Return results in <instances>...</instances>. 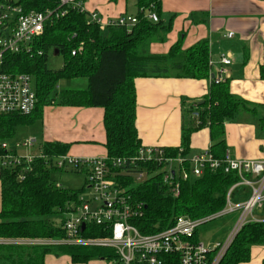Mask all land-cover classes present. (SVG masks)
Returning a JSON list of instances; mask_svg holds the SVG:
<instances>
[{
	"label": "trees",
	"instance_id": "trees-1",
	"mask_svg": "<svg viewBox=\"0 0 264 264\" xmlns=\"http://www.w3.org/2000/svg\"><path fill=\"white\" fill-rule=\"evenodd\" d=\"M21 3L26 12L56 10L60 6V0H21ZM136 6L135 25L107 28L93 21L87 8L66 6L63 16L46 22L30 52H6L1 69L8 73L34 75L37 78V101L30 114H0V138L14 136L20 125H32L41 120L47 106L100 107L104 109L106 155L111 158L136 156L143 145L136 125L135 79L171 76L203 79L211 75L207 39L187 49L178 42L167 53L149 52L148 41L153 36L161 37L169 28L161 17V0H136ZM151 6L159 16L157 22L145 17L146 9ZM56 50L63 55V66L50 69L48 55ZM259 74L264 80V55ZM74 78H86L87 87L56 89L60 80ZM211 83L202 103L187 99L182 102L184 114H192L194 118L191 125L184 122L181 144L163 146L167 157H186L187 168L191 165L190 138L194 131L209 127L211 139L215 141L210 151L214 157L222 159L227 150L222 138L225 122L235 118L241 109L256 115L257 105L236 96L228 79L219 83L212 79ZM259 122L264 129V117ZM70 146V143L60 141L44 142L32 162L23 161L0 171V237L59 239L64 236L63 218L80 203L79 192L84 190V187L64 188L53 178L57 171H78H63L54 164L57 156L69 154ZM163 166V163L149 164L140 159L134 170H155ZM161 175L157 173L141 183H136L132 176L118 177L133 203L142 204L143 215L135 219V224L144 234L170 227L180 215L202 218L220 212L226 207L229 189L240 179L236 171L205 167L199 177L181 181L179 194L173 195L170 187L162 182ZM52 216L61 217L59 224L50 220ZM84 234L93 233L86 231ZM254 245H264V220L247 221L219 264L248 262ZM53 247L62 252L69 251L73 263L88 262L93 256L104 257L107 251L71 245L0 244V264H44Z\"/></svg>",
	"mask_w": 264,
	"mask_h": 264
},
{
	"label": "built area",
	"instance_id": "built-area-1",
	"mask_svg": "<svg viewBox=\"0 0 264 264\" xmlns=\"http://www.w3.org/2000/svg\"><path fill=\"white\" fill-rule=\"evenodd\" d=\"M66 6L86 9L85 0H60V6L56 10L26 12L21 0H0V114H30L37 101L29 75L8 73L1 69L5 53L30 52L32 43L43 33L46 22L53 17L63 16ZM90 16L102 28L114 25L131 27L137 22V17L130 14L105 18L93 10L90 11ZM145 17L154 22L159 21L153 6L146 9ZM226 36L232 38L234 33L228 32ZM72 53L75 54V51ZM221 61L224 65L232 63L229 56H223ZM213 79L216 83L223 81L221 75L214 76ZM35 141V138L30 137L23 142L8 145L0 140V171L23 161L32 162L39 153L23 154L21 151L32 147ZM140 159L149 164L163 163L164 166L135 172ZM189 162L191 165L187 168L186 157L165 156L163 146L159 145L142 146L138 154L130 158L59 155L54 159V164L59 169L86 171V185L94 190L93 197L89 201L80 197V203L69 210L64 218L65 234L62 238L10 237L0 238V244L103 248L107 251L101 260H106L108 264H219L235 235L247 221H263L253 213L256 209L264 208V160L236 158L229 149L220 159L214 157L208 148L190 156ZM205 167L213 170L222 168L225 172L236 171L239 175V181L227 193L226 207L216 214L202 218L180 215L166 229L151 234L142 233L135 224V219L143 215L142 204L133 203L118 177L132 176L136 183H141L152 175L161 173L162 182L170 187L173 195H178L181 181L199 177ZM241 187H244L243 192H239ZM238 193L242 196L247 194V198L241 202L232 201V197ZM234 211H241V215L223 240L208 247L203 241L195 239L196 231L203 222ZM86 231L93 234L85 235Z\"/></svg>",
	"mask_w": 264,
	"mask_h": 264
},
{
	"label": "crops",
	"instance_id": "crops-1",
	"mask_svg": "<svg viewBox=\"0 0 264 264\" xmlns=\"http://www.w3.org/2000/svg\"><path fill=\"white\" fill-rule=\"evenodd\" d=\"M85 6L105 18L137 12L136 0H86ZM160 11L169 29L161 37L153 36L148 41L149 52L167 53L178 42L187 49L207 39L211 75L203 79L174 76L135 79L136 125L142 145L179 146L184 122L191 125L194 118L192 114H184L183 100L202 103L213 77L221 75L223 80H229L236 96L257 105L255 116L241 109L235 118L225 122L222 138L226 149L236 158L264 160V129L259 122L264 117V80L259 74L264 55V0H161ZM228 32L234 36L228 38ZM223 56L231 57L232 63L224 65ZM103 119L104 109L100 107L47 106L41 120L35 122H39L38 140L40 145L47 141L70 143L69 154L78 157L105 156ZM30 137L37 140L36 135ZM214 142L209 127L199 128L190 138V156L210 148ZM246 198L238 193L236 202ZM253 214L264 220V208ZM226 235L206 245L213 247ZM198 239L203 241L199 236ZM263 262L264 245H254L250 260L243 264Z\"/></svg>",
	"mask_w": 264,
	"mask_h": 264
},
{
	"label": "rangeland",
	"instance_id": "rangeland-1",
	"mask_svg": "<svg viewBox=\"0 0 264 264\" xmlns=\"http://www.w3.org/2000/svg\"><path fill=\"white\" fill-rule=\"evenodd\" d=\"M63 55L54 53V51H50L48 55V67L50 69H59L63 66ZM75 79H62L58 82L56 87L57 90H62L63 88H75V89H83L88 85V81L86 78H76ZM31 88L36 92L37 90V78L33 75L31 77ZM39 122L32 125H20L17 127L14 136L8 138H0L1 141H5L8 145H13L16 143L23 142L27 138H30V135H36L37 140L34 145L30 148H23L22 153H37L40 149V141L38 140V130H39ZM53 178L59 181L64 188L68 189H81L84 187V190L79 192L81 197H84L86 200H90L93 197L94 190L92 188H88L86 185L87 173L83 172H55ZM244 187L239 188V192H243ZM247 194H243L246 196ZM237 196V195H236ZM236 196L232 197V201H237ZM92 204V202H91ZM256 212V210H254ZM241 215V211H234L224 213L221 216L203 222L197 229L196 235L199 236L205 244L210 241H213L218 238H222L226 235L227 231H231L235 224L237 223L239 217ZM61 217L60 216H52L50 217L51 221H55L59 224ZM230 227V229H228ZM228 232V234H229ZM227 234V235H228ZM226 235V236H227ZM0 238H10V237H0ZM20 238H28V237H20ZM45 238V237H42ZM44 264H108L106 260H101L100 256H93L90 258L88 262L84 263H73L70 258L69 251L62 252L59 251L57 247H53L51 252L46 255Z\"/></svg>",
	"mask_w": 264,
	"mask_h": 264
},
{
	"label": "water",
	"instance_id": "water-1",
	"mask_svg": "<svg viewBox=\"0 0 264 264\" xmlns=\"http://www.w3.org/2000/svg\"><path fill=\"white\" fill-rule=\"evenodd\" d=\"M56 53L58 54V50H56ZM84 228H85V224L82 225V229H84Z\"/></svg>",
	"mask_w": 264,
	"mask_h": 264
},
{
	"label": "bare ground",
	"instance_id": "bare-ground-1",
	"mask_svg": "<svg viewBox=\"0 0 264 264\" xmlns=\"http://www.w3.org/2000/svg\"><path fill=\"white\" fill-rule=\"evenodd\" d=\"M132 31V30H131ZM64 219V218H63Z\"/></svg>",
	"mask_w": 264,
	"mask_h": 264
}]
</instances>
